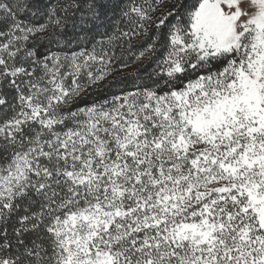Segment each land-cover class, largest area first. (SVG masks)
Here are the masks:
<instances>
[{
    "label": "snow or ice",
    "instance_id": "1",
    "mask_svg": "<svg viewBox=\"0 0 264 264\" xmlns=\"http://www.w3.org/2000/svg\"><path fill=\"white\" fill-rule=\"evenodd\" d=\"M0 264H264V0H0Z\"/></svg>",
    "mask_w": 264,
    "mask_h": 264
}]
</instances>
